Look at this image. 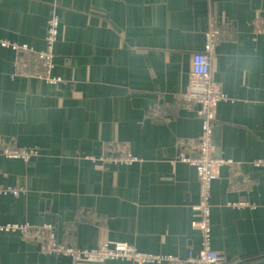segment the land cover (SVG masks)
Returning a JSON list of instances; mask_svg holds the SVG:
<instances>
[{
    "label": "crops",
    "instance_id": "0c3cea01",
    "mask_svg": "<svg viewBox=\"0 0 264 264\" xmlns=\"http://www.w3.org/2000/svg\"><path fill=\"white\" fill-rule=\"evenodd\" d=\"M61 17L53 73L12 77L18 53L4 38L44 48ZM63 16V17H62ZM264 0H0V226L50 224L90 248L127 241L155 257L81 261L42 252L0 229V264H190L205 230L196 165L200 105L182 99L193 54L215 17L213 78L224 92L221 164L211 188V243L224 261L264 264ZM122 144L129 161L86 156ZM6 144L32 150L2 154ZM10 188L19 193L9 192ZM170 256L180 260L168 259Z\"/></svg>",
    "mask_w": 264,
    "mask_h": 264
},
{
    "label": "built area",
    "instance_id": "2783aa9c",
    "mask_svg": "<svg viewBox=\"0 0 264 264\" xmlns=\"http://www.w3.org/2000/svg\"><path fill=\"white\" fill-rule=\"evenodd\" d=\"M61 17L58 13L50 18L47 30V47L35 48L27 42H19L11 38H4L2 45L17 51L18 56L14 63L12 77L17 75L36 76L50 83H56L61 76L53 73L54 53L53 44L59 33ZM254 32H264V17L257 16L254 19ZM221 37V27L218 18L215 17L210 24L204 49L197 50L193 54L191 79L188 89L182 94V99L189 106L199 104V113L202 117V132L197 138V155L188 157L187 160L196 165L201 202L199 207L204 211V217L199 222L205 230L204 244L198 252L190 249L185 261L190 264H224L225 261L220 252L212 246L210 235L211 215V188L218 177V169L221 164H231L232 160L218 158L216 156L217 142L214 131L217 125L216 108L222 99L224 92L220 83L213 78V58L216 56L217 42ZM2 152L13 157L28 158L32 150L19 148L6 144ZM103 164L115 161H129L134 156L122 144H109L104 154L92 155ZM264 163V160H260ZM9 192L19 193V189L10 188ZM5 231H20L27 239L40 243L44 252L52 255L66 253L76 259L89 261H106L115 258H124L131 261H145L155 256L139 250L127 241L101 242L95 247L84 248L70 241L59 240L58 235L50 224L33 225L29 223H7L0 226ZM173 261L179 257L170 256Z\"/></svg>",
    "mask_w": 264,
    "mask_h": 264
},
{
    "label": "rangeland",
    "instance_id": "374dc122",
    "mask_svg": "<svg viewBox=\"0 0 264 264\" xmlns=\"http://www.w3.org/2000/svg\"><path fill=\"white\" fill-rule=\"evenodd\" d=\"M60 15H62V14H60ZM63 17V16H62ZM49 23H50V20L48 21V27H47V29H46V34H45V46L44 47H47V30H48V28H49ZM60 27H61V22H60V25H59V33H60ZM59 33H58V36L56 37V39H55V41H54V44H55V42L58 40V38H59ZM54 44H53V46H54ZM12 50V49H11ZM14 51V50H13ZM53 53H54V47H53ZM55 54V53H54ZM14 64V63H13ZM53 66H55V63H54V65ZM62 81V79L60 78L59 79V81L58 82H56L55 84H57V83H60ZM2 154H4V155H6L4 152H2ZM86 157H88V158H91V160H93V161H95V162H97V163H99V160L98 159H94L93 157H92V155H90V156H86ZM58 237V239L59 240H66V241H68L66 238H60L59 236H57ZM71 242V241H70ZM71 243H73V242H71ZM39 246H40V243H37ZM42 250V249H41ZM42 252H44V251H42ZM44 253H47V252H44ZM47 254H49L50 256H57V255H52V254H50V253H47ZM72 256V255H71ZM76 259V258H75ZM76 260H79V259H76ZM81 261H89V260H84V259H81Z\"/></svg>",
    "mask_w": 264,
    "mask_h": 264
},
{
    "label": "water",
    "instance_id": "95a60500",
    "mask_svg": "<svg viewBox=\"0 0 264 264\" xmlns=\"http://www.w3.org/2000/svg\"><path fill=\"white\" fill-rule=\"evenodd\" d=\"M221 134H222V126L221 125H216L215 127V131H214V138L216 142H220L221 141ZM220 155V148L217 147L216 148V156ZM236 264H242V262H238Z\"/></svg>",
    "mask_w": 264,
    "mask_h": 264
},
{
    "label": "trees",
    "instance_id": "16d2710c",
    "mask_svg": "<svg viewBox=\"0 0 264 264\" xmlns=\"http://www.w3.org/2000/svg\"><path fill=\"white\" fill-rule=\"evenodd\" d=\"M224 264H231V263H230V262H226V261H225V263H224Z\"/></svg>",
    "mask_w": 264,
    "mask_h": 264
}]
</instances>
